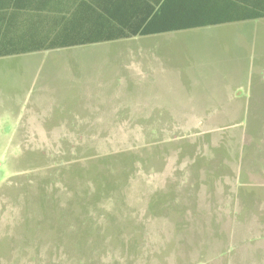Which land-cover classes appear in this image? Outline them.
Here are the masks:
<instances>
[{
    "label": "rangeland",
    "instance_id": "374dc122",
    "mask_svg": "<svg viewBox=\"0 0 264 264\" xmlns=\"http://www.w3.org/2000/svg\"><path fill=\"white\" fill-rule=\"evenodd\" d=\"M0 264H264V19L0 58Z\"/></svg>",
    "mask_w": 264,
    "mask_h": 264
},
{
    "label": "trees",
    "instance_id": "16d2710c",
    "mask_svg": "<svg viewBox=\"0 0 264 264\" xmlns=\"http://www.w3.org/2000/svg\"><path fill=\"white\" fill-rule=\"evenodd\" d=\"M206 21L95 23L81 17V0H0V58L264 19V0H207Z\"/></svg>",
    "mask_w": 264,
    "mask_h": 264
},
{
    "label": "crops",
    "instance_id": "0c3cea01",
    "mask_svg": "<svg viewBox=\"0 0 264 264\" xmlns=\"http://www.w3.org/2000/svg\"><path fill=\"white\" fill-rule=\"evenodd\" d=\"M83 14L84 17H86L84 20L90 22L110 24L127 23L136 25L147 24L151 20L158 22L206 21L213 15L211 3H208L207 0H81V17H83ZM229 24L237 23H227L148 36L137 35L128 39L156 38L166 34L189 32L192 30L220 27Z\"/></svg>",
    "mask_w": 264,
    "mask_h": 264
}]
</instances>
